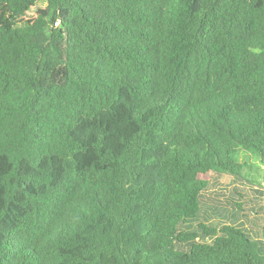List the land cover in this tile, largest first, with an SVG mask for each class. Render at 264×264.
<instances>
[{
  "label": "trees",
  "instance_id": "trees-1",
  "mask_svg": "<svg viewBox=\"0 0 264 264\" xmlns=\"http://www.w3.org/2000/svg\"><path fill=\"white\" fill-rule=\"evenodd\" d=\"M39 1L0 0V264H264V0Z\"/></svg>",
  "mask_w": 264,
  "mask_h": 264
},
{
  "label": "rangeland",
  "instance_id": "rangeland-1",
  "mask_svg": "<svg viewBox=\"0 0 264 264\" xmlns=\"http://www.w3.org/2000/svg\"><path fill=\"white\" fill-rule=\"evenodd\" d=\"M44 5H46L45 0H40L38 2V6ZM249 155L250 156L247 157L245 153H241L238 156L237 160L243 166L242 176L240 177L243 182L239 185L247 188L248 190H264V168L260 167L256 160V157L251 151H249ZM244 161H246V164L243 163ZM211 178L218 179V181L223 184H230L233 182V179L226 175L216 174L214 176H211ZM259 183L262 185L261 187L259 186ZM248 226L253 227L252 224H248Z\"/></svg>",
  "mask_w": 264,
  "mask_h": 264
}]
</instances>
